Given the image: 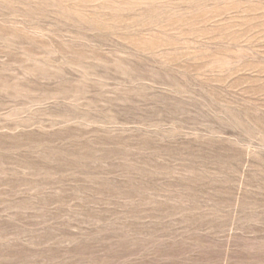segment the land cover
Segmentation results:
<instances>
[{"label":"rangeland","instance_id":"374dc122","mask_svg":"<svg viewBox=\"0 0 264 264\" xmlns=\"http://www.w3.org/2000/svg\"><path fill=\"white\" fill-rule=\"evenodd\" d=\"M0 264H264V0H0Z\"/></svg>","mask_w":264,"mask_h":264}]
</instances>
